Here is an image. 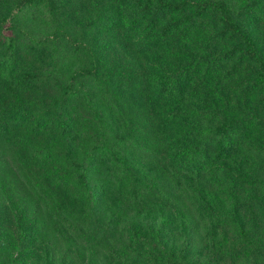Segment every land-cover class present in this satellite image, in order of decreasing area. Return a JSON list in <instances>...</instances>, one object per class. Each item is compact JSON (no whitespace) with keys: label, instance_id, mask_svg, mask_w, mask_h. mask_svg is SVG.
<instances>
[{"label":"rangeland","instance_id":"rangeland-1","mask_svg":"<svg viewBox=\"0 0 264 264\" xmlns=\"http://www.w3.org/2000/svg\"><path fill=\"white\" fill-rule=\"evenodd\" d=\"M33 6L0 0V264H264V0H186L144 26L150 5ZM174 70L163 97L149 77ZM224 118L253 145L202 159L170 141ZM94 147L83 183L69 165Z\"/></svg>","mask_w":264,"mask_h":264},{"label":"trees","instance_id":"trees-1","mask_svg":"<svg viewBox=\"0 0 264 264\" xmlns=\"http://www.w3.org/2000/svg\"><path fill=\"white\" fill-rule=\"evenodd\" d=\"M26 4V10L28 12H32L34 9V2L36 0H23ZM122 5H125V7L129 10L135 9V10H141L142 7L144 9L150 5L149 13L150 17L146 16L144 20H141L139 23H141L142 26L144 24H151L156 21L157 17L160 16V13L164 8L166 9H174L178 7L182 2L186 0H180L177 3L168 2L167 0H118ZM27 12H24L26 14ZM144 14V13H143ZM142 14V15H143ZM142 17V16H141ZM148 17V18H147ZM153 27V26H152ZM2 28L0 27V31ZM239 26L235 28L233 31H239L236 34H239V40L241 43H243V50L255 60H258L260 58V54L258 53L256 42L254 39L244 31L239 30ZM126 33L130 38H133L134 41L141 42L143 39V35L137 34L134 32V34L131 32L129 28L126 27ZM1 58L5 60L12 61L13 56L9 52H3L1 54ZM150 82L157 88L161 94H163V97H169L171 94L175 93L177 90L181 89V85L179 83L180 80V72L179 70L174 71H158L152 74L150 77ZM255 81L256 83H259L260 85H264V71H256L255 74ZM205 114H202V111L199 109H190L187 107H183L182 110L179 112V114H183L180 116V118H197L200 116H206L207 118H210L213 116L214 112H210L207 114V112H204ZM241 113V112H240ZM248 123V122H247ZM247 123L242 125L244 127L243 132H237L238 129V122L235 121V119L230 118H224L223 120L217 119L214 123H206L203 126H195V125H187L184 127L183 130L176 132L173 136L170 137V141L172 143H178L182 147L186 146L188 144L189 148H193L195 150L198 149L196 146L197 144L201 145V149L199 150V155L196 156V158L202 157V159H206L208 156L212 155H221L223 153V149L227 148L226 151H232L233 147L235 145H244L247 147H251L253 145L251 141L247 139L248 135L251 134V130H247ZM56 125V124H55ZM61 127L62 131H70L71 124H69L67 121L59 122L57 127ZM211 146V150L213 151V154H205L208 150L207 147ZM98 150L95 149V147L92 149L89 148V151L87 150V153L84 156L79 157L78 160H72L69 168L74 172L75 177L78 179L80 178L81 182L83 183H90L91 178L88 177V174L86 172V169H91L92 165L91 160L97 156ZM227 157L229 154L224 152L222 156L218 157ZM211 156V157H212ZM190 173L193 172L195 176L199 177L198 174V167H192L189 168ZM217 170H214L216 173H222L226 171V169H219L216 167ZM75 171H78L77 173ZM239 174V176H244L243 171L240 169L235 170ZM187 172V170H186ZM183 240H187L186 236H183ZM166 262L168 264H180V259H172L170 256H166Z\"/></svg>","mask_w":264,"mask_h":264}]
</instances>
